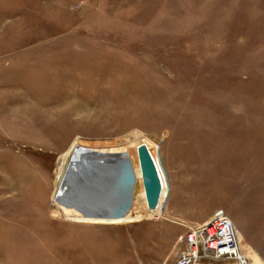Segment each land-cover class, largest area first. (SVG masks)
<instances>
[{
	"label": "rangeland",
	"instance_id": "1",
	"mask_svg": "<svg viewBox=\"0 0 264 264\" xmlns=\"http://www.w3.org/2000/svg\"><path fill=\"white\" fill-rule=\"evenodd\" d=\"M83 150L132 156L120 219L58 201ZM200 203L264 264V0H0V264H173Z\"/></svg>",
	"mask_w": 264,
	"mask_h": 264
},
{
	"label": "water",
	"instance_id": "2",
	"mask_svg": "<svg viewBox=\"0 0 264 264\" xmlns=\"http://www.w3.org/2000/svg\"><path fill=\"white\" fill-rule=\"evenodd\" d=\"M82 152V151H81ZM84 159L73 170L70 163L59 185L58 201L79 213L99 219L119 218L126 212L137 186L128 153L84 151ZM141 180L147 208L159 206L162 181L147 146H137ZM70 167V168H69Z\"/></svg>",
	"mask_w": 264,
	"mask_h": 264
},
{
	"label": "built area",
	"instance_id": "3",
	"mask_svg": "<svg viewBox=\"0 0 264 264\" xmlns=\"http://www.w3.org/2000/svg\"><path fill=\"white\" fill-rule=\"evenodd\" d=\"M227 260L234 264H251L241 249V241L231 218L222 209L205 221L191 226L185 245L173 264H199L202 260Z\"/></svg>",
	"mask_w": 264,
	"mask_h": 264
},
{
	"label": "crops",
	"instance_id": "4",
	"mask_svg": "<svg viewBox=\"0 0 264 264\" xmlns=\"http://www.w3.org/2000/svg\"><path fill=\"white\" fill-rule=\"evenodd\" d=\"M168 190V188H167ZM194 209L192 210L193 213L195 212L196 215H194L190 221L195 222V223H201L205 221L206 217L212 212L214 207H208L206 204H199L197 206H193ZM129 216L123 218V219H128ZM121 217L117 218L120 219ZM199 264H234L232 261H227V260H217V261H211V260H202Z\"/></svg>",
	"mask_w": 264,
	"mask_h": 264
},
{
	"label": "bare ground",
	"instance_id": "5",
	"mask_svg": "<svg viewBox=\"0 0 264 264\" xmlns=\"http://www.w3.org/2000/svg\"><path fill=\"white\" fill-rule=\"evenodd\" d=\"M149 150V149H148ZM152 155V154H151ZM128 157L130 158V160H131V162H132V166H133V168H134V164H133V159H132V156L131 155H128ZM153 157V156H152ZM85 157H84V153H81L80 151L78 152V151H76L74 154H73V156H72V158H71V160L69 161V163L71 164L70 165V167H71V169L73 170V168H75L76 166H77V164L79 163V162H81V160L82 159H84ZM68 163V164H69ZM69 167V168H70ZM134 172H135V170H134ZM65 173V172H64ZM64 176H65V174H63ZM135 175H136V173H135ZM160 175V174H159ZM161 177V176H160ZM137 179V178H136ZM61 190H59V189H57V191H56V195H57V193L59 194V193H61L60 192ZM61 194H63V193H61ZM57 198H58V196H56ZM161 197V196H160ZM156 210V209H155ZM87 217H89V216H87ZM90 218H96V217H90ZM97 219H99V218H97ZM115 219H117V218H115ZM101 220H114V219H101Z\"/></svg>",
	"mask_w": 264,
	"mask_h": 264
}]
</instances>
